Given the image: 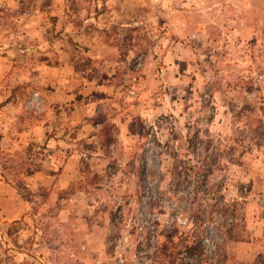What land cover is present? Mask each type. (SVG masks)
<instances>
[{"label": "rangeland", "instance_id": "374dc122", "mask_svg": "<svg viewBox=\"0 0 264 264\" xmlns=\"http://www.w3.org/2000/svg\"><path fill=\"white\" fill-rule=\"evenodd\" d=\"M0 264H264V0H0Z\"/></svg>", "mask_w": 264, "mask_h": 264}]
</instances>
